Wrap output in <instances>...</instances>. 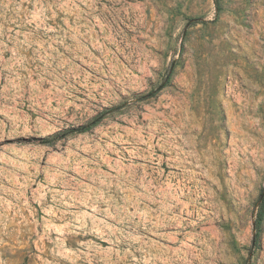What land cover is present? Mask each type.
Listing matches in <instances>:
<instances>
[{"label": "rangeland", "instance_id": "obj_1", "mask_svg": "<svg viewBox=\"0 0 264 264\" xmlns=\"http://www.w3.org/2000/svg\"><path fill=\"white\" fill-rule=\"evenodd\" d=\"M0 264H264V0H0Z\"/></svg>", "mask_w": 264, "mask_h": 264}, {"label": "trees", "instance_id": "obj_2", "mask_svg": "<svg viewBox=\"0 0 264 264\" xmlns=\"http://www.w3.org/2000/svg\"><path fill=\"white\" fill-rule=\"evenodd\" d=\"M84 130H85V128L80 127V128L74 129L72 132H75V133H82V132H84ZM46 142H49V141H46Z\"/></svg>", "mask_w": 264, "mask_h": 264}]
</instances>
